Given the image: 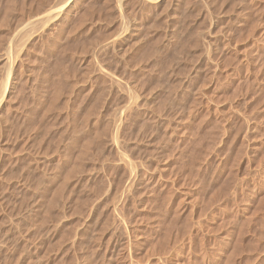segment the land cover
<instances>
[{
  "label": "rangeland",
  "instance_id": "374dc122",
  "mask_svg": "<svg viewBox=\"0 0 264 264\" xmlns=\"http://www.w3.org/2000/svg\"><path fill=\"white\" fill-rule=\"evenodd\" d=\"M87 1L27 30L0 113V264H264V0ZM40 2L0 0V90ZM126 161L147 174L130 190Z\"/></svg>",
  "mask_w": 264,
  "mask_h": 264
},
{
  "label": "bare ground",
  "instance_id": "6f19581e",
  "mask_svg": "<svg viewBox=\"0 0 264 264\" xmlns=\"http://www.w3.org/2000/svg\"><path fill=\"white\" fill-rule=\"evenodd\" d=\"M41 0H39V2H40ZM49 0H43V3L44 2H48ZM87 1V0H86ZM85 1V2H86ZM89 1V0H88ZM87 1V2H88ZM111 1V0H110ZM127 1L130 3V0H116V8H118L119 9V11H121V12H123V13H126L127 14V6H128V4H127ZM133 1V0H132ZM136 1H138L139 2V4H140V2L141 3H143V4H146V5H148L149 7H151L152 9H156V8H158L160 5H161V3H164L165 1L164 0H136ZM189 1V0H188ZM32 2V1H31ZM30 2V3H31ZM49 2H51V1H49ZM85 2H84V0H56L52 5H49V3H48V6H50L49 8L47 7V4L45 3V6H46V8H43V5L44 4H41L42 3V1L39 3L40 5H41V7H39V6H37L38 7V9H39V13L38 12H36V11H38V9H35V12L37 13V15L38 14H40V12L42 11L41 9H47L45 12L44 11H42V12H44V14H42L41 16H36V17H34V18H30V17H32L33 15H34V10L33 11H31L30 13H32V12H34L33 13V15H30L29 14V18H30V20H28L29 18L26 16V14H25V16L28 18H26L27 19V22L24 24V26H22L21 28L22 29H19V31L17 32V34H18V36L16 37V46L18 47H16V54H15V57H11V59L10 58H7L6 59V61H5V64H7V77H6V79L4 80V83H3V86H2V89L0 90V113H2V110L6 107V106H8V104H9V102H11L10 100V97H11V95H12V93H13V89L15 88V81H16V73H17V68H18V64H19V62L22 60V58H24V55H25V52H26V48H27V46H28V44L31 42V40H32V37H34L33 36V31H35V29L37 30L39 27H41L40 25H39V27L38 28H35L34 30H33V28L31 27V26H33V27H37V26H35V25H33V24H45V27H46V25H50L51 23H53L54 21H60V22H65L68 18H70L72 15H73V17H74V13L75 12H77V11H79L80 10V6L82 5V8H83V6H85V5H83V4H85ZM94 2V1H93ZM109 2V1H108ZM135 2V1H134ZM137 2V3H138ZM83 3V4H82ZM91 3V2H90ZM110 3V2H109ZM112 3V2H111ZM132 3V2H131ZM168 3H169V1H168ZM167 3V4H168ZM187 3V2H186ZM94 4H96V3H94ZM133 4V3H132ZM175 4H177V2L175 3ZM179 4V3H178ZM177 4V5H178ZM32 5V4H31ZM38 5V4H37ZM89 5V4H88ZM92 5V4H91ZM164 5H165V3H164ZM163 5V6H164ZM44 6V7H45ZM94 5H92L91 7H93ZM115 6V5H114ZM137 6H138V4H137ZM169 6V5H168ZM31 7V6H30ZM29 7V8H30ZM89 7V6H88ZM129 7V6H128ZM131 7V6H130ZM186 7V6H185ZM184 7V8H185ZM192 7V6H191ZM78 8H79V10H78ZM95 8V7H94ZM99 8H101V7H99ZM103 8V7H102ZM132 8V7H131ZM130 8V9H131ZM16 9V8H15ZM107 9V8H106ZM164 9V8H163ZM21 10V9H20ZM32 10V9H31ZM85 10V9H84ZM87 10V9H86ZM16 11V10H15ZM28 12H29V9L27 10ZM97 11V10H96ZM148 11V10H147ZM173 11V10H172ZM176 11V10H175ZM20 12V11H19ZM41 12V13H42ZM81 12V11H80ZM79 12V13H80ZM129 12V11H128ZM133 12V11H132ZM180 12V11H179ZM191 12V11H190ZM27 13V12H26ZM35 13V14H36ZM135 13V12H134ZM77 14V13H76ZM82 14V13H81ZM150 14V13H149ZM78 15V14H77ZM124 15V18L126 17L125 16V14H122V16ZM175 15V14H174ZM188 15V14H187ZM81 16V15H80ZM88 16V15H87ZM86 16V17H87ZM108 16V15H107ZM119 16H121V15H119ZM129 16H130V14H129ZM24 17V16H23ZM82 17H84V16H82ZM109 17V16H108ZM128 17V16H127ZM141 17V16H140ZM176 17V16H175ZM6 18V17H5ZM72 18V17H71ZM107 18V17H106ZM116 18V17H115ZM129 18V17H128ZM144 18V17H143ZM181 18V17H180ZM25 19V18H24ZM81 19V18H80ZM79 19V20H80ZM89 19H90V17H89ZM127 19V18H126ZM4 20V19H3ZM21 20V19H20ZM72 20V19H71ZM84 20V19H83ZM107 20V19H106ZM109 20V19H108ZM125 20V19H124ZM122 21V19H121V22H122V25H123V28H125V29H132V26H131V22H126V21ZM128 20V19H127ZM131 20V19H130ZM134 20V19H133ZM148 20V19H147ZM153 20V19H152ZM68 21V20H67ZM90 21V20H89ZM143 21V20H142ZM253 21V20H252ZM21 22V21H20ZM19 22V23H20ZM24 22V21H23ZM109 22V21H108ZM69 23V22H68ZM83 23V22H82ZM131 23V24H130ZM15 24H17V23H15ZM55 24V23H54ZM58 24H59V22H58ZM75 24V23H74ZM135 24V23H134ZM150 24V23H149ZM31 25V26H30ZM61 25V24H60ZM64 25V24H63ZM78 25V24H77ZM147 25V24H146ZM155 25V24H154ZM153 25V26H154ZM19 26V25H18ZM117 26H118V24H117ZM135 26V25H134ZM139 26H140V24H139ZM149 26V25H148ZM5 27V26H4ZM15 27V26H14ZM31 27V28H30ZM47 27H50V26H47ZM114 27V26H113ZM146 27V26H145ZM150 27V26H149ZM158 27V26H157ZM160 27V26H159ZM6 28V27H5ZM51 28H52V26H51ZM112 28V27H111ZM134 28V27H133ZM137 28V27H136ZM2 29V28H1ZM16 29V28H15ZM28 29H32L31 31L33 32L32 34L30 33L31 31L30 30H28ZM65 29V28H64ZM81 29V28H80ZM139 29V28H138ZM137 29V30H138ZM141 29V28H140ZM143 29V28H142ZM150 29V28H149ZM27 30L28 31H30L29 32V34H28V32H27ZM66 30V29H65ZM40 31V30H39ZM108 31V30H107ZM146 31V30H145ZM40 32H42V31H40ZM52 32V31H51ZM78 32V31H77ZM68 33V32H67ZM140 33V32H139ZM147 33V32H146ZM70 34V33H69ZM250 34V33H249ZM38 35V34H37ZM48 35V34H47ZM56 35V34H55ZM54 35V36H55ZM59 35V34H58ZM67 35V34H66ZM106 35V34H105ZM135 35V34H134ZM5 36V35H4ZM3 36V37H4ZM9 36V35H8ZM8 36H7V39H8ZM39 36V35H38ZM53 36V35H52ZM69 36V35H68ZM43 37V36H42ZM56 37V36H55ZM103 37V36H102ZM123 37V36H122ZM6 38V37H5ZM41 38V37H40ZM97 38V37H96ZM95 38V39H96ZM98 38H100V35H99V37ZM14 39V38H13ZM51 39H52V37H51ZM61 39V38H60ZM63 39V38H62ZM92 40V39H91ZM99 40V39H98ZM133 40V39H132ZM49 41V40H48ZM61 41V40H60ZM68 41V40H67ZM89 41V40H88ZM97 41V40H96ZM101 42H102V40H100ZM141 41V40H140ZM9 42V41H8ZM13 42V41H12ZM35 42V41H34ZM33 42V43H34ZM92 42V41H91ZM115 42V41H114ZM137 42V41H136ZM71 43V42H70ZM101 44V43H100ZM109 44V43H108ZM41 45H43V44H41ZM40 45V46H41ZM55 45V44H54ZM94 45H95V43H94ZM49 46V45H48ZM52 46V45H51ZM109 46V45H108ZM63 47H65L64 45H63ZM68 47H69V45H68ZM71 47V46H70ZM73 47V46H72ZM71 47V48H72ZM4 48V47H3ZM2 48V49H3ZM92 48V47H91ZM104 48V47H103ZM15 49V48H14ZM29 49V48H28ZM60 49V48H59ZM62 49V48H61ZM65 49H67V48H65ZM97 49V48H96ZM107 49V48H106ZM4 50V49H3ZM2 50V51H3ZM87 50V49H86ZM91 50V49H90ZM89 50V51H90ZM112 50V49H111ZM59 51H61V50H59ZM6 52V51H5ZM62 52V51H61ZM74 52V51H73ZM104 52V51H103ZM112 52V51H111ZM46 53V52H45ZM63 53V52H62ZM67 53H68V51H67ZM70 53V52H69ZM87 53H89V52H87ZM107 53V52H106ZM108 53H110V52H108ZM7 54V53H6ZM27 54V53H26ZM75 54V53H74ZM82 54V53H81ZM97 54V53H96ZM99 54V53H98ZM41 55V54H40ZM61 55V54H60ZM70 55H73V54H70ZM100 55V54H99ZM12 56H14V55H12ZM102 56V55H101ZM104 56V55H103ZM73 58V57H72ZM101 58V57H100ZM89 59H90V57H89ZM99 60V59H98ZM25 62V61H24ZM2 66V65H1ZM0 66V67H1ZM92 66V65H91ZM95 68V67H94ZM97 68V67H96ZM91 70V69H90ZM101 71V70H100ZM5 72V71H4ZM90 72H92V71H90ZM94 72V71H93ZM96 72H97V70H96ZM113 72V71H112ZM87 73V72H86ZM86 73H84L83 75H85ZM3 75V74H2ZM6 75V74H5ZM19 76V75H18ZM106 76V75H105ZM4 77V76H3ZM46 77V76H45ZM96 77V76H95ZM98 77V76H97ZM109 77V76H108ZM96 79V78H95ZM17 80H18V77H17ZM61 80V79H60ZM112 80V79H111ZM3 81V80H2ZM2 81H1V84H2ZM116 81V80H115ZM118 81V82H117ZM116 82L117 83H119V81L120 80H117ZM59 82V81H58ZM100 82V81H99ZM109 82V81H108ZM113 82V81H112ZM17 83V82H16ZM61 83V82H60ZM60 83H59V85H60ZM105 83V82H104ZM111 83V82H110ZM102 84V83H101ZM144 84V83H143ZM43 85V84H42ZM45 85V84H44ZM141 85V84H140ZM122 86V85H121ZM60 87H61V85H60ZM132 87V90H133V93H138V91L141 93V89H139L138 90V84L135 86L134 84H133V86H131ZM140 87V86H139ZM0 88H1V86H0ZM18 88V87H17ZM121 88V87H120ZM122 88H124V87H122ZM121 88V89H122ZM141 88V87H140ZM56 89V88H55ZM120 89V90H121ZM154 89H156V88H154ZM119 90V89H118ZM119 90V91H120ZM145 90H146V88H145ZM59 91V90H58ZM117 91V90H116ZM147 92H148V90H147ZM139 94V93H138ZM14 95V94H13ZM134 95V94H133ZM137 96V95H136ZM57 97V96H56ZM134 97V96H133ZM13 99V98H12ZM131 99H132V97H131ZM150 100V99H149ZM153 101V100H152ZM16 104V103H15ZM11 106V105H10ZM137 106V105H136ZM7 108V107H6ZM113 108V107H112ZM117 109V108H116ZM111 110V109H110ZM112 110H114V109H112ZM118 112V111H117ZM4 113H6V112H4ZM3 113V114H4ZM8 113H10V112H8ZM7 113V114H8ZM109 113V112H108ZM111 113V112H110ZM109 113V114H110ZM3 114H2V116H3ZM112 114V113H111ZM116 115H117V113H115ZM5 115V114H4ZM115 115V116H116ZM0 117H1V114H0ZM106 117V116H105ZM7 118V117H6ZM107 118H109V117H107ZM118 118V117H117ZM1 119H3V118H1ZM110 119V118H109ZM119 119V118H118ZM5 120V119H4ZM111 120V119H110ZM2 121V120H1ZM106 121H108L107 119H106ZM105 121V122H106ZM110 122V121H109ZM120 122V121H119ZM114 123H116V122H114ZM104 124V123H103ZM102 124V125H103ZM124 124V123H123ZM105 125V124H104ZM106 126V125H105ZM104 126V127H105ZM119 126H120V123H117V125H116V133H115V135L117 134V131L119 130ZM1 128V127H0ZM102 129L100 128V131H101ZM105 130V129H104ZM99 131V130H98ZM97 131V132H98ZM114 131V132H115ZM97 132L96 133H94V134H97ZM106 132V131H105ZM104 133V132H103ZM81 134H82V132H81ZM84 134V133H83ZM106 134V133H105ZM104 134V135H105ZM112 134V133H111ZM77 135V134H76ZM75 135V136H76ZM107 135V134H106ZM98 136V135H97ZM103 136V135H102ZM99 137V136H98ZM115 137V136H114ZM84 138V137H83ZM88 138V137H87ZM104 138V137H103ZM111 138H112V136H111ZM82 139V138H81ZM85 139V138H84ZM92 139V138H91ZM99 139V138H98ZM86 140V139H85ZM88 140V139H87ZM89 141V140H88ZM94 141H95V138H94ZM117 141V140H116ZM120 141V140H119ZM86 144H87V142L86 141H84ZM83 142V143H84ZM93 142V141H92ZM91 142V143H92ZM84 143V144H85ZM88 146H89V143L87 144ZM97 146V145H96ZM82 147V146H81ZM84 147H86V146H84ZM83 147V148H84ZM82 148V149H83ZM86 148H88V147H86ZM81 149V150H82ZM85 150V149H84ZM80 152V151H79ZM83 152V151H82ZM69 155V154H68ZM82 155H83V153H82ZM63 156V155H62ZM58 157V156H57ZM66 157V156H65ZM121 157V156H120ZM71 158V157H70ZM70 160V159H69ZM55 161V160H54ZM76 161V160H75ZM65 162V161H64ZM74 162V161H73ZM78 162H79V160H78ZM124 163H125V161H123ZM122 162V163H123ZM77 163V162H76ZM75 163V164H76ZM128 162L126 161V165H128L127 164ZM130 163V162H129ZM67 164V163H66ZM79 164V163H78ZM131 164V163H130ZM129 164V165H130ZM127 166V169H129V171L131 172L130 174H132V172L134 173L133 175H129V178H128V185L126 186V188H129V190L134 186V187H137V186H135V185H137V183H138V185L140 184V181L141 180H143L144 179V177L147 175H145V173H143V172H141L140 170L141 169H137V168H132V166H133V164H132V166ZM62 166V165H61ZM64 166H65V164H64ZM69 166V165H68ZM72 166H73V164H72ZM75 167H76V165H74ZM73 166V167H74ZM84 167V166H83ZM58 168H61V167H57V169ZM65 168V167H64ZM63 168V169H64ZM69 168V167H68ZM78 168H80V166H78L77 167V169ZM76 169V168H75ZM55 170V169H54ZM67 170V169H66ZM57 171V170H56ZM60 171V170H59ZM58 171V172H59ZM143 171V170H142ZM65 172V171H64ZM60 173V172H59ZM68 173V172H67ZM79 173V172H78ZM56 174V173H55ZM66 174V173H65ZM60 175V174H59ZM73 175V174H72ZM78 175V174H77ZM58 176V175H57ZM61 176V175H60ZM62 176H63V174H62ZM66 176H69V175H66ZM127 176V175H126ZM63 177H65V176H63ZM71 177V176H70ZM69 178V177H68ZM67 177H66V180L68 179ZM146 178V177H145ZM51 179V178H50ZM62 179V178H61ZM64 179V178H63ZM54 180H55V178H54ZM57 180V179H56ZM63 181H65V180H63ZM141 183H142V181H141ZM57 184H59V183H57ZM61 185V184H60ZM59 185V186H60ZM63 185V184H62ZM49 186V185H48ZM124 186V187H125ZM127 190V189H126ZM59 191V190H58ZM54 192V191H53ZM134 192V191H133ZM220 193V192H219ZM54 194V193H53ZM133 194V193H132ZM53 197V196H52ZM42 198V197H41ZM48 203V202H47ZM50 204V203H49ZM52 205V204H51ZM114 207V206H113ZM50 211V210H49ZM116 212V211H115ZM117 213V212H116ZM119 214V213H118ZM47 215V214H46ZM120 216V215H119ZM124 217V216H123ZM116 218V217H115ZM122 218V217H121ZM52 219V218H51ZM43 221V220H42ZM42 221H40V222H42ZM116 221V220H115ZM45 222V221H44ZM36 261V260H35ZM34 264H37V263H34Z\"/></svg>",
  "mask_w": 264,
  "mask_h": 264
}]
</instances>
